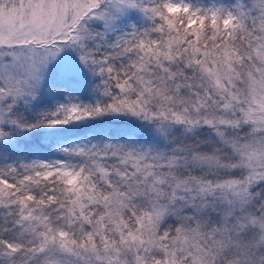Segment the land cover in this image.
<instances>
[{
  "label": "snow or ice",
  "instance_id": "1",
  "mask_svg": "<svg viewBox=\"0 0 264 264\" xmlns=\"http://www.w3.org/2000/svg\"><path fill=\"white\" fill-rule=\"evenodd\" d=\"M0 264H264V0H0Z\"/></svg>",
  "mask_w": 264,
  "mask_h": 264
}]
</instances>
